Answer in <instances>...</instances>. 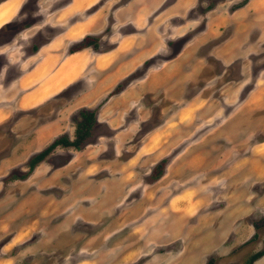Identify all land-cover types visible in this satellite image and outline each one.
<instances>
[{"label": "rangeland", "instance_id": "rangeland-1", "mask_svg": "<svg viewBox=\"0 0 264 264\" xmlns=\"http://www.w3.org/2000/svg\"><path fill=\"white\" fill-rule=\"evenodd\" d=\"M83 111L87 140L34 162ZM262 252L264 0H0V264Z\"/></svg>", "mask_w": 264, "mask_h": 264}, {"label": "trees", "instance_id": "trees-1", "mask_svg": "<svg viewBox=\"0 0 264 264\" xmlns=\"http://www.w3.org/2000/svg\"><path fill=\"white\" fill-rule=\"evenodd\" d=\"M92 38L87 37L85 38L80 44H78L75 48L70 50L71 53L80 51L84 48L90 47L95 43L91 41ZM95 123V115L94 113L83 111L81 113V121L77 125L76 128V139L74 141H69L67 138L63 137L59 140H56L47 150L37 155L33 160L34 162H38L41 160L45 155H47L51 150H54L58 146L69 147L75 146L79 147L82 145L90 135V130L92 129ZM264 254V252L260 254H256L253 256L252 260L257 259L260 255Z\"/></svg>", "mask_w": 264, "mask_h": 264}, {"label": "crops", "instance_id": "crops-1", "mask_svg": "<svg viewBox=\"0 0 264 264\" xmlns=\"http://www.w3.org/2000/svg\"><path fill=\"white\" fill-rule=\"evenodd\" d=\"M66 64H67V59L65 60V63L60 65V69L58 70V72L63 73V78H62V80H60L58 82V84H55V89H54L55 91L53 90L54 93H56L57 91H59L61 89L62 84L64 86V85H67V83H68L67 82L68 81L67 80V73L65 72L66 71ZM41 66H42V64L40 66H38L33 72L27 73L24 77H22L20 79L19 83H20V85H22V90L25 91L24 95H22V98H21V103H23V107L32 106L34 103L42 102L45 99L50 97L49 92H46L45 90L41 89L40 83H38L39 82L38 78L34 79V81H35L34 84L29 85V81H30L32 75H35L37 72H39L41 70ZM56 70L57 69H55V71ZM64 72H65V74H64Z\"/></svg>", "mask_w": 264, "mask_h": 264}]
</instances>
